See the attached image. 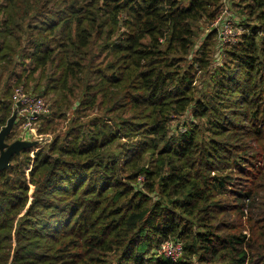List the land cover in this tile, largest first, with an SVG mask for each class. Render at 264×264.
Segmentation results:
<instances>
[{
  "label": "trees",
  "instance_id": "trees-1",
  "mask_svg": "<svg viewBox=\"0 0 264 264\" xmlns=\"http://www.w3.org/2000/svg\"><path fill=\"white\" fill-rule=\"evenodd\" d=\"M234 1L0 0V130L20 87L76 113L0 173V264H264V0Z\"/></svg>",
  "mask_w": 264,
  "mask_h": 264
},
{
  "label": "rangeland",
  "instance_id": "rangeland-1",
  "mask_svg": "<svg viewBox=\"0 0 264 264\" xmlns=\"http://www.w3.org/2000/svg\"><path fill=\"white\" fill-rule=\"evenodd\" d=\"M234 2H237V0H235ZM233 12V14H234V20L233 21H238L239 23H240V25H242L241 23L245 20L244 18H243V16L242 15H240L239 13H238V11H232ZM243 24H246L247 25V23L246 22H243ZM252 25V24H251ZM214 28L216 27H218L217 25L216 26H213ZM212 27V28H213ZM243 27H244V25H242V29L240 28V27H237V26H235L234 27V25H232V23H231V27L229 26L228 28H227V32L226 33H223L222 32V35H221V31H220V37H219V40H220V42H221V45H217L216 47H215V51H214V56H213V58L214 59H216V65L217 66H220L222 63H223V61H225V60H227V58L225 57V51L227 50V49H230L231 47H232V45L233 44H238L240 41H241V38H242V35L243 34H245V33H249L250 32V30H249V28H248V30L246 29H243ZM203 30H202V34L199 36L200 38L197 40V48H199L200 46H201V44L203 43V41H204V38H205V36L209 33V27L208 26H206V27H203L202 28ZM229 60V59H228ZM227 60V61H228ZM233 67V65H231V68ZM231 70H233V69H231ZM234 73H236V74H238V76H241L242 75V73H243V70H240V69H236L235 70V72ZM206 79L208 80L209 78L208 77H206ZM25 93H27V91H24ZM35 94H37V93H35ZM50 97H47V98H45L44 100H45V102H46V104H47V106H48V109H49V114H50V117H49V119H51V120H53L54 122H55V124H57V125H55L54 127H55V130H54V132H47V133H45V134H41V133H39L40 135H41V137H42V139H43V142L44 143H46L45 145H39V144H37L36 142H34V143H36V145L35 146H33V147H31L30 149H27V150H29L30 151V157L31 158H33L34 157V154L37 152V151H39V150H45V148H47L51 143H52V141H53V139L55 138V136H57V135H60V137L62 138L63 137V135L65 134V131H66V129H67V127L71 124V120H76V113H74L73 111L75 110H73V108L72 109H70L69 111H67L66 112V114H64L65 115V117L64 118H62V119H60V120H57V118H52L51 117V113L53 112V110H51L50 109V104H49V101H48V99H49ZM13 114H16L15 112H14V110H13V113H12V115ZM48 114V115H49ZM11 115V116H12ZM11 116H10V118H11ZM9 118V119H10ZM187 119V116H184V117H182V118H180L177 122H176V124L175 125H177L178 124V122L181 124L184 120H186ZM39 126H40V122H38V124L36 125V127H38V130H39ZM179 129H178V132H184L186 129L182 126V127H178ZM20 132H21V129L19 128V123L17 124V123H14L13 124V126H12V129H11V132H10V135L6 138V140H5V143L7 144V145H10V144H12V143H14V142H17V141H19V142H30V141H27V140H24V139H22L21 138V136H20ZM175 133H177V129H176V132ZM27 150H24V151H27ZM25 153L26 152H21L18 156H16L17 158H22V157H24V155H25ZM28 153V152H27ZM26 174H27V171H26ZM42 213V212H41ZM38 214V213H37ZM36 214V215H37ZM45 214L43 213V214H39V215H37V217H43ZM245 232V231H244ZM169 242V243H168ZM170 242H174L173 240H170V241H167V242H164V243H162L161 244V246L162 245H167V244H170ZM180 242V241H179ZM181 243V242H180ZM181 245H182V243H181ZM161 246H160V248L157 250V255L158 256H162L161 255V253H162V248H161Z\"/></svg>",
  "mask_w": 264,
  "mask_h": 264
},
{
  "label": "built area",
  "instance_id": "built-area-1",
  "mask_svg": "<svg viewBox=\"0 0 264 264\" xmlns=\"http://www.w3.org/2000/svg\"><path fill=\"white\" fill-rule=\"evenodd\" d=\"M227 2L228 0H223L225 5H227ZM231 23V15L228 14L227 11L224 12L222 17L216 23L220 25L221 35L222 32H227V28L229 26L231 27ZM12 99L14 112L16 113L15 123H19L21 138L30 142H36L39 145H45L46 143L43 142L41 135L38 133V127H36L39 120L49 114V109L45 100L40 96L25 93L21 87L14 90ZM30 170L31 166L28 167L27 174ZM161 248V255L171 262H176L182 255V245L179 241L162 245Z\"/></svg>",
  "mask_w": 264,
  "mask_h": 264
},
{
  "label": "water",
  "instance_id": "water-1",
  "mask_svg": "<svg viewBox=\"0 0 264 264\" xmlns=\"http://www.w3.org/2000/svg\"><path fill=\"white\" fill-rule=\"evenodd\" d=\"M16 114L8 119L6 125L0 130V173L8 170L10 167V159L18 156L22 151L35 146L34 142H14L10 145L5 143L6 138L10 135L13 124L15 123Z\"/></svg>",
  "mask_w": 264,
  "mask_h": 264
}]
</instances>
